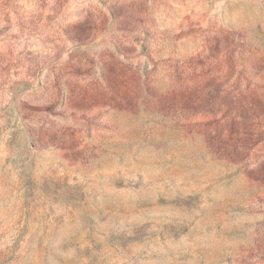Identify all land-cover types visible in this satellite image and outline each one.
Returning <instances> with one entry per match:
<instances>
[{
    "label": "rangeland",
    "instance_id": "obj_1",
    "mask_svg": "<svg viewBox=\"0 0 264 264\" xmlns=\"http://www.w3.org/2000/svg\"><path fill=\"white\" fill-rule=\"evenodd\" d=\"M0 264H264V0H0Z\"/></svg>",
    "mask_w": 264,
    "mask_h": 264
}]
</instances>
